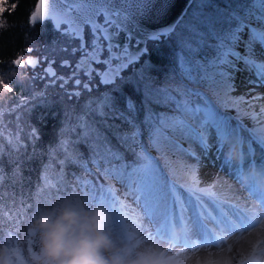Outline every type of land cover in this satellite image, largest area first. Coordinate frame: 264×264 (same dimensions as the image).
<instances>
[{"label":"snow or ice","instance_id":"obj_1","mask_svg":"<svg viewBox=\"0 0 264 264\" xmlns=\"http://www.w3.org/2000/svg\"><path fill=\"white\" fill-rule=\"evenodd\" d=\"M20 2L0 0V37L18 26L4 13ZM49 21L60 34L51 50L66 71L58 72L50 57L28 55L39 47L34 41L11 60V76L0 73V188L9 180L21 183L24 159L42 155L39 129L30 123L34 108L60 105L58 141L47 151L34 202L21 199L15 212L0 209V229L6 216L10 234L19 237L24 217L31 219L33 210L43 207V193L52 199L65 192L83 197L107 209L111 223L122 215L121 196L132 197L146 222L157 225L160 239L171 242L179 228L182 247L227 253L219 259L185 257V264H264V163L258 167L253 159L245 166L255 155L253 140L264 149V104L254 107L264 94L231 96L240 71L254 72L249 83L264 86V0H36L23 23L34 30ZM221 96L225 100L218 104ZM221 106L235 108L237 115L222 114ZM244 118L260 125L261 135L245 138ZM81 143L89 149L86 160L75 147ZM237 146L240 161L234 163L226 152ZM212 152L255 200L254 211L238 200L184 199L160 167L169 154L199 162ZM70 166L82 173H70ZM49 168L57 170V180L48 177ZM246 170L254 175L244 182ZM108 180L117 181L123 193ZM229 235L248 238V247H233ZM126 237L134 245L153 238L148 229ZM6 251L11 264H25L19 247Z\"/></svg>","mask_w":264,"mask_h":264},{"label":"clouds","instance_id":"obj_2","mask_svg":"<svg viewBox=\"0 0 264 264\" xmlns=\"http://www.w3.org/2000/svg\"><path fill=\"white\" fill-rule=\"evenodd\" d=\"M226 156L239 163V147H230ZM252 175L246 170L244 182ZM111 221L107 209L89 207L83 197L69 193L54 199L38 208L27 225L33 245L25 264H170L166 248L134 245L112 232ZM0 264H11L6 248H0Z\"/></svg>","mask_w":264,"mask_h":264},{"label":"trees","instance_id":"obj_3","mask_svg":"<svg viewBox=\"0 0 264 264\" xmlns=\"http://www.w3.org/2000/svg\"><path fill=\"white\" fill-rule=\"evenodd\" d=\"M36 0H21L18 8L14 12H8L6 11L4 13V16L7 17V21L10 25H18L16 27H10L8 31H6L3 34V37H0V60H3L4 63L0 64V73L8 75L9 68L11 67V60H13L17 55H22V49H24L27 45H31L34 41L39 46L37 54L43 53L45 47L43 43L50 38L51 35L48 34H40L37 33L39 28L37 30L34 28V30L31 27H26L24 25V21L27 18L28 12L31 9L32 5H34ZM12 0H8V4H11ZM7 7V5H5ZM48 24V23H47ZM36 26V25H35ZM47 26V25H45ZM51 30L52 27L48 25ZM47 29V28H46ZM36 30V31H35ZM51 34H53L51 32ZM87 34V31H86ZM44 37V38H43ZM40 42V43H39ZM42 81H37L38 86L40 85ZM23 91L24 95L28 94V90H21L17 88V92ZM11 95V94H9ZM232 97H237L236 95L231 93ZM225 98L221 96L219 100L217 101L218 104H222L224 102ZM231 107H220V111L222 114L226 116H233L235 117V114H233L231 111H226ZM63 119V114L60 108V105H56L53 108H45L43 106H38L34 108V110L31 113L30 117V123L31 125L37 127L40 132V140L37 144V149L42 155H38L33 159H24L22 164V171H23V180L21 183H13L11 180H9L3 188H0V209H2L4 212L12 211L15 212L16 207L19 206V203L21 199L25 200L26 202H34V193L37 189V187L40 184V176H41V169L42 164L47 159V151L49 149V146H55L58 141V132L61 128V122ZM79 153H82V158L87 159L90 155L88 147L81 143L79 145L75 146ZM151 153L153 156H157V152L153 149L151 150ZM175 155L169 154V157L167 159H162L160 161L162 168L167 172V176H169L171 179L172 176L174 177V180L178 182L181 186H187L191 188V185L193 187H197L191 183H194L191 178H189L187 170L184 169L181 165V163H177L175 159L173 158ZM182 156V155H181ZM126 159H132V156L130 153H126ZM54 163V162H53ZM4 165L6 168H9L10 166L7 163V159L4 161ZM55 168H49L47 175L52 180L58 179L57 170L54 171ZM68 171L76 172V173H82V170L75 166H70L68 168ZM179 171H182V174L179 173ZM53 172H56V175H52ZM70 179V178H69ZM109 184H112L116 186L119 184L117 181L114 180H108ZM188 183V184H187ZM120 186V185H119ZM121 187V186H120ZM121 191H124L123 187H121ZM68 193L65 192L63 196L67 195ZM55 195V193H53ZM62 196V197H63ZM61 198V197H59ZM51 197L47 195V193H43L40 196L39 203L43 205V207L49 206L50 202L53 201ZM85 200V199H84ZM15 202V207H14ZM87 203L88 201L85 200ZM36 210L34 209L32 214ZM26 223L19 235V237H14L10 234L11 225L8 222L7 217L5 216L2 223L4 224V227L0 229V248H8V247H19L21 250V254L25 257V260L28 259V247H32L33 241L30 237H28L26 229L29 221L31 219H28L27 216L24 217ZM11 239V243H9Z\"/></svg>","mask_w":264,"mask_h":264},{"label":"rangeland","instance_id":"obj_4","mask_svg":"<svg viewBox=\"0 0 264 264\" xmlns=\"http://www.w3.org/2000/svg\"><path fill=\"white\" fill-rule=\"evenodd\" d=\"M47 25V26H45ZM34 28L38 31H36L37 33H40L43 35V33L46 35L50 33L51 35V39L49 38L43 43L45 47L43 53L41 54H37V51L28 54V55H33V56H39V55H43L46 57H50L51 60L55 61V67L58 70V72H65L66 69H63L59 66V61H60V55L58 53H55L51 50L52 43L53 41H56L58 39H60V34L54 32L53 30H51V28L48 26L47 23L45 24H37L36 26H34ZM47 28V29H46ZM51 32L53 34H51ZM44 38V37H43ZM40 43V42H39ZM29 45H27L25 48H27ZM22 55H24V53H22ZM44 67H46L47 65H42ZM4 77L7 76H11L12 74L9 73L8 75L3 74ZM237 79V80H236ZM256 76L254 72L251 71H240L236 74V78H235V84H236V91L233 92L232 94L236 95L237 97L240 96H244L247 99H251L253 96L259 94H264V86H256L249 83V81L251 80H255ZM40 82V81H39ZM238 82V83H237ZM42 84L40 85L41 88H43L44 86V82H41ZM243 85H242V84ZM242 86V87H241ZM27 90V89H25ZM261 104H264V99H261L259 101H256L254 104V107H256V109H259V106ZM242 108L247 109V105H241ZM226 111H231L233 114H235V116L237 115V111L235 108H229ZM229 117H233L231 115H229ZM233 123V125H235L237 123L236 120H232L231 121ZM243 128L241 129V134L247 138V139H252L253 136H259L261 135L260 132V125L256 124L254 121L248 119V118H244L243 121ZM253 147L255 149V155L251 158H248L246 160V167H247V163H249L251 160H255L256 164L258 165L260 163V155L264 154V149H262L260 147V145L258 144V142H256L255 140H253ZM197 151H199L197 149ZM213 155L215 156V152H212ZM172 155V154H171ZM175 159V161L177 163H181V165H183L182 167L184 169L187 170L188 176L189 178L192 179V177L194 175L199 177V180L196 181L195 183H191L197 187H193L191 185L190 187H185V186H181L178 182H176L174 180V177L172 176L173 179H171L169 176H167V172L162 168L161 163H160V167L162 169V171L165 173V177L166 179L175 184L176 185V191L181 195L182 198L187 199L189 196H191L193 199H197L200 198L203 201H205L208 204H211L214 202L212 195H213V188L214 187H209V185L213 184V182L215 183L214 179H206L203 178L200 174V164H201V159L199 162H197L194 158L186 156V155H175L173 157ZM202 158V157H201ZM219 168H225L228 167L226 165H223L222 160H219ZM261 162L264 163V160H262ZM198 164V167H195ZM199 169V170H198ZM229 170H232L228 167ZM54 171H56V169H54ZM56 172H53L52 175H56ZM179 173L182 174V171H179ZM188 184V183H187ZM119 192L123 193V191H121V187L119 186V184H117L115 186ZM247 192V191H245ZM248 193V192H247ZM249 194V193H248ZM249 197V196H248ZM252 202V201H251ZM249 202L247 205L249 207V209H254V205L256 202ZM87 205L89 207L95 206V203L93 202L92 204H90L89 202H87ZM122 205V206H121ZM118 211L122 214L120 217H117L116 222L111 223L110 228L112 230V232L118 236V237H124L127 234H132V235H136L137 234V230L140 229H148V231H150L152 233V239L151 240H146L145 242H150L151 244L157 246V247H162V248H166L167 249V253L166 255L170 258V264H185V257H191L193 260L195 258H207L209 256V254L213 255V258L215 259H219L221 258V256H226L227 253L223 252V250L219 247H200L197 250H189V248L187 247H182V243L183 240L185 239L184 233L181 232V230L179 228H177L175 230L176 232V238L174 240H171V242H169V240H162L160 239L157 234H156V227L157 225L155 224H148L146 222V218L143 216V211H142V207L140 204H137L132 197H128L127 199H125L123 196H121V203L120 205L117 206ZM254 211V210H253ZM190 215V213L188 214ZM124 217H127V219H124ZM143 235L147 236L146 232H142ZM218 235H222V234H218ZM193 240H196V237H192ZM228 239H231V243L232 246L238 249H246L247 247H244L242 249V244H240L241 238L237 235L234 238L231 237V235H229Z\"/></svg>","mask_w":264,"mask_h":264},{"label":"bare ground","instance_id":"obj_5","mask_svg":"<svg viewBox=\"0 0 264 264\" xmlns=\"http://www.w3.org/2000/svg\"><path fill=\"white\" fill-rule=\"evenodd\" d=\"M212 155L213 153H210L209 155L203 156L201 158L200 174L203 178L215 180V186L212 192V198L214 202L226 201L228 203H236L238 200L241 207L249 208L247 204L251 201L255 202V200H253L251 197H248L249 194L245 192L244 189L240 188L238 182L235 179L234 171L229 170L228 167L219 168V159H216V156ZM259 157L260 163L257 165L258 167L261 163H263L261 161L264 160V154L260 155ZM241 241L242 242H240V244H242V249L244 247H248V238L241 239Z\"/></svg>","mask_w":264,"mask_h":264},{"label":"flooded vegetation","instance_id":"obj_6","mask_svg":"<svg viewBox=\"0 0 264 264\" xmlns=\"http://www.w3.org/2000/svg\"><path fill=\"white\" fill-rule=\"evenodd\" d=\"M46 23H48V25H50L51 27H52V30L54 31V32H56V33H58V31H57V29L53 26V24H52V22H46ZM42 24H45V23H42ZM59 34V33H58ZM87 35V34H86ZM58 71V70H57Z\"/></svg>","mask_w":264,"mask_h":264},{"label":"water","instance_id":"obj_7","mask_svg":"<svg viewBox=\"0 0 264 264\" xmlns=\"http://www.w3.org/2000/svg\"><path fill=\"white\" fill-rule=\"evenodd\" d=\"M36 3V2H35ZM179 10V7H178V9H177V11ZM53 24V23H52ZM53 26H54V24H53Z\"/></svg>","mask_w":264,"mask_h":264}]
</instances>
